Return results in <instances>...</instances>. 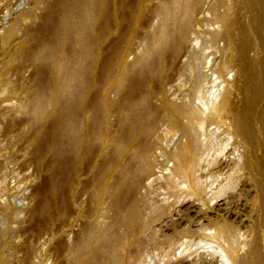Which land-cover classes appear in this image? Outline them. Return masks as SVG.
Returning <instances> with one entry per match:
<instances>
[{"label":"bare ground","instance_id":"bare-ground-1","mask_svg":"<svg viewBox=\"0 0 264 264\" xmlns=\"http://www.w3.org/2000/svg\"><path fill=\"white\" fill-rule=\"evenodd\" d=\"M20 1L0 0V131L46 174L33 236L72 239L61 264H264V0L237 27L232 0Z\"/></svg>","mask_w":264,"mask_h":264},{"label":"rangeland","instance_id":"rangeland-1","mask_svg":"<svg viewBox=\"0 0 264 264\" xmlns=\"http://www.w3.org/2000/svg\"><path fill=\"white\" fill-rule=\"evenodd\" d=\"M243 1L244 0H232V8L234 12L232 14L231 21H233L232 24L235 25L234 27L238 26L236 16L239 19V21L247 24L246 14L241 8ZM18 7L19 8L17 9V12H21V13L29 12V13H32L33 16L34 15L38 16L39 13H41V9L33 5V0H21ZM209 16H210V13H208V18ZM4 20H6L5 14L0 11V27H4L5 25L9 23L8 22L9 20L8 21L6 20L5 22ZM30 71L31 69H28V68L24 69L23 71V74L25 73L23 75L25 82L26 80L27 82H29L30 75H31L29 74ZM11 78L14 79L15 77L11 76ZM11 102H14V100H12ZM11 143H12V134L9 137H6L0 131V145L2 146V150L0 152V159L3 161L4 157L6 158L8 157V160H9V162L4 163L1 169V177H3L5 180L4 181L5 189H4V193L0 194V202L9 203V205L13 206L19 211H22L23 215L22 214L21 215L24 216L23 218L25 219L27 218L26 212H28L25 210H29V208L35 205V202L37 201V198H38V196H35L37 195L36 194L37 192L35 189L37 185L41 184L45 180L46 174L43 171H38L30 163L29 164L26 163L27 162L26 161L27 151L21 150V146H19L18 148L17 144H14V143L11 144ZM246 211L248 212V210ZM238 216L241 218V220L244 221L245 225L246 223H248L249 215L245 211L241 212L240 207L238 211ZM27 219H25V221ZM26 222L24 224H21V226L20 225L16 226V224H13V223L7 225L4 223V221L0 219V254L3 256L4 259L7 260V263L8 264H15L16 262H17L16 264H61V263H64L66 259V256H65L66 252L61 247H59V245L57 244H59L58 242H60L62 245H64L63 247H65V245L67 246L71 244L73 240L69 238L63 239L61 237L63 233L60 232L56 227L54 230L52 229L54 227H50V228L47 227L49 229H45L43 233L42 232L39 233L40 235V236L38 235L39 237L33 236L34 232L33 230H31L29 226H27L29 224L28 222L27 223ZM183 225H184V221H183ZM194 226H195V223H191L192 229L193 228L195 230L198 229L197 226L195 227ZM64 237H66V235ZM68 237H71V236H68ZM193 238L196 241H198L199 236L193 235L192 241L194 240ZM212 246L215 247L216 245L212 244ZM207 249H203V250L201 249L202 251L200 250L199 253L203 252V254H208L207 252H210L211 250L210 249L207 250ZM195 250H196L195 247L191 248V251H190L192 254L191 259L197 260L198 258H197ZM205 250L206 252H204ZM192 251L194 252V254L192 253ZM25 252H30V253H25ZM25 255H29L30 257V258L28 257L27 261H24ZM155 262L157 264L158 261L156 260ZM197 263L199 264V261Z\"/></svg>","mask_w":264,"mask_h":264}]
</instances>
